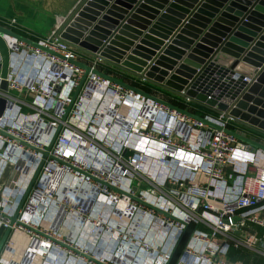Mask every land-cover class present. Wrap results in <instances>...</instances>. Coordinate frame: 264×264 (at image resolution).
Instances as JSON below:
<instances>
[{
	"label": "built area",
	"instance_id": "1",
	"mask_svg": "<svg viewBox=\"0 0 264 264\" xmlns=\"http://www.w3.org/2000/svg\"><path fill=\"white\" fill-rule=\"evenodd\" d=\"M0 25L59 54L0 32L9 52L5 77L0 68V96L5 98L0 115V178L12 164L0 188V225L21 231L19 219L10 223V216L28 186L25 173L33 172L40 162L39 178L48 182L54 171L77 176L79 171L71 172L70 166L87 165L107 172L120 185L112 186L124 192L118 197L106 191L113 202L111 213L114 204L121 202L129 214L138 215L137 222L126 221L115 235L125 259L111 255L105 257L107 264H170L183 238L173 264H239L228 259L230 247L264 257V148L226 131L232 128L231 117L207 113L199 119L91 69L73 98L84 68L72 60L91 68H99L101 61L59 40L53 32L35 34L14 15L0 14ZM1 61L0 54V66ZM107 96L115 98V102L108 99L111 108L131 104L138 109L135 114H123L128 134L123 142L109 133L113 121L106 122V115L99 120L95 111ZM145 108L149 112L143 115ZM89 157H100L103 163L90 164ZM109 159L106 170L103 164ZM21 165L23 173L17 174ZM82 176L80 180L90 185L89 177ZM39 178L26 194L25 207L30 202V212L39 211L38 201L51 197L49 184L39 185ZM109 226L112 236L118 228ZM79 263L89 264L83 258Z\"/></svg>",
	"mask_w": 264,
	"mask_h": 264
},
{
	"label": "water",
	"instance_id": "2",
	"mask_svg": "<svg viewBox=\"0 0 264 264\" xmlns=\"http://www.w3.org/2000/svg\"><path fill=\"white\" fill-rule=\"evenodd\" d=\"M110 1L78 0L58 25L55 35L59 40L67 42L91 57L143 78L184 99L202 105L215 112V114H224L231 117L237 124L256 130L264 135V0H163L165 3H170L167 6H164V4L156 6L157 1L160 0H138V3L141 2L139 6L146 7L147 11L152 12L149 14L150 18H155L159 12L158 20L163 17L173 18L170 13L175 12L182 15L181 19H185L171 38L166 36L168 41L157 55H155L156 50L154 49H158L159 45L164 43V40H159L150 35V33L156 31L153 26L148 27L145 30L144 37L139 40L140 43H145L149 41V38L153 39L150 41H156L157 43H147L149 47L153 48H143L140 44H134L129 53L124 52L127 45L133 43L132 40H126L127 44L119 42V39L122 38L120 34L131 27L123 22L119 24L117 21L115 23H118L117 27L112 26L113 24L105 20L107 14L115 15L112 9L122 2V0H112L114 3ZM145 2L151 3L153 6H147ZM174 8L181 9V12L175 11ZM186 13H188L187 17L185 16ZM173 20L176 21V18H173ZM180 22L178 21L177 24ZM208 23L210 24L208 25ZM155 25L158 26L159 24L155 23ZM171 27L176 28L175 23ZM109 28L111 30L108 32ZM132 29L134 30V28ZM135 31L140 32L139 30ZM143 31L144 29L141 31L142 34ZM0 32L12 34L57 54L36 41L1 25ZM183 33L189 35V37L183 36ZM130 37L136 39V36L131 35ZM196 38H198L197 42H195ZM143 49L146 50V53L142 52ZM187 49H189V52H186ZM0 54L2 58L1 76L5 77L9 52L1 34ZM154 55L155 57L152 59ZM230 58L231 60H229ZM148 60H151V62H148ZM72 61L84 68L83 75L73 93V98L82 85L87 71L91 69L146 97L161 101L180 112L203 119L198 114L160 99L138 86L127 83L99 68H91L83 61ZM241 61L252 66L249 73L238 69ZM170 70L171 72H169ZM245 76L249 77L250 80L245 79ZM5 85L6 82L3 80L2 86ZM4 107L5 98L0 96V115ZM69 107L70 104L67 109ZM225 130L234 134L244 143L264 148L263 137L252 134L240 127H226ZM56 133L57 131L51 137L46 150H43V155L47 154ZM40 166L41 162L32 174L30 185L39 172ZM30 185L28 184L19 202L20 204L23 202ZM16 214L14 212L10 216V223L16 219ZM249 230L253 231L252 229ZM9 232L10 225H0V235L2 234L0 237V251L5 245Z\"/></svg>",
	"mask_w": 264,
	"mask_h": 264
},
{
	"label": "rangeland",
	"instance_id": "3",
	"mask_svg": "<svg viewBox=\"0 0 264 264\" xmlns=\"http://www.w3.org/2000/svg\"><path fill=\"white\" fill-rule=\"evenodd\" d=\"M47 1L52 5L58 4L60 6L68 0ZM108 99L113 98L107 96L106 101L103 100V105L101 103L95 111H97L99 120L101 115H106L104 117L106 122L113 121L109 133L111 137L123 142L128 135L125 129L126 126H123L125 122L122 123L125 120L123 114L132 115L138 109L134 106L131 107V104H117L114 109L109 106L110 101ZM112 102H115V98ZM141 111L145 115L149 112V109L145 108ZM99 142L106 145L104 140ZM79 152L83 153L84 149L80 150L79 148ZM89 158L88 163L90 164L103 163L99 159L100 157ZM109 161L110 159L105 160L106 164H103L107 167L106 170L109 169L107 163ZM8 168H6V172ZM69 170L79 172L76 173L77 176H74L73 174L54 171L49 177V182L47 178H39L40 171L37 173L33 182L38 178L41 186H44L47 182L51 197L38 201L40 202V210H35L34 213L30 212V206L32 205L30 202L28 204L26 202V207L25 203L23 206V202L18 203L15 212L17 213L16 217L19 219L17 224H19L21 231H13V228H10L5 245L0 251V264H81L79 263L80 258H83L89 264H107L105 257L111 255L117 257L119 261L125 259L122 247L118 245L115 235L122 231L123 224L126 221L133 219L134 223L137 222L138 215L129 214L121 202L114 204L113 213H111L109 207L113 202L108 200L106 191L122 197L124 192L122 194L119 189L112 186L113 184L120 185L107 177V172L93 171L87 165L81 167V169L70 166ZM33 172L27 182L29 185ZM5 175H3L2 180ZM81 176L84 180L89 177L93 185L82 182L80 180ZM134 192L136 193V191ZM110 224L118 228L113 230L112 236L108 230ZM29 236H33V239L31 240ZM253 256L258 260L264 259V257L255 253H253ZM56 257L61 258V260L57 261Z\"/></svg>",
	"mask_w": 264,
	"mask_h": 264
},
{
	"label": "crops",
	"instance_id": "4",
	"mask_svg": "<svg viewBox=\"0 0 264 264\" xmlns=\"http://www.w3.org/2000/svg\"><path fill=\"white\" fill-rule=\"evenodd\" d=\"M77 1L78 0H68L67 2H64L62 5L59 6L58 4L52 5L47 0H0V14L4 16H10V15L16 16L17 21L20 24L31 29L35 34L43 36L46 34H50L51 32L55 33L62 19L68 14V12L72 9V7L76 4ZM110 2L114 3V1L112 0ZM138 2H139L138 0L136 2L135 0H122V2L119 3L120 5H117L115 8L112 9L115 12V15L107 14L105 20H107L108 23L113 24L112 26L117 27L118 23L121 24V22H123L124 24L126 23L128 24V26L131 27V28L125 29L127 31L120 34L122 38L119 39V42L127 44V42H125L126 40H132V43H133L132 45L131 44L127 45V48L124 49L125 53H129L134 44H140L143 48H149V49L153 48L147 45V43L148 44L157 43L156 41H150L153 39L149 38L148 39L149 41L145 42L146 44L140 43L139 40L140 38L144 37V33L146 32L145 30L148 27H151V26L155 27L156 31L154 33H150V35L153 37H156L159 40H162V41L164 40V43L162 45H159L158 49H154L156 50L155 55H157L162 49V47L168 41V39H166V36L171 38L172 35L175 33V31L179 28L180 24L185 19L184 18L181 19L182 15L181 14L178 15L175 12L170 13V15L173 18H176V21L173 20V18H168V17L167 18L163 17L161 18V20H158L157 17L159 16L160 12L156 15L155 18H150L149 14H151L152 12L147 11L146 7L139 6L141 2L140 3ZM157 2L158 4L156 3V6H160L163 4L164 6H167L170 4V3H165L163 0H160ZM145 4H147V6H153L151 5V3L145 2ZM154 8L156 7L154 6ZM174 10L177 12L178 11L181 12V9L179 10V9L174 8ZM185 16L187 17L188 13H186ZM116 21L118 22L117 24H115ZM178 21H181V22L177 24ZM155 23L159 25L156 26ZM173 23H175L176 28L171 27L173 26ZM209 24L210 23H208V25ZM105 28H108V27H105ZM132 28H134V30ZM142 29H144L143 34L141 33ZM109 30H111V28L108 29V32ZM135 30H139L140 32H137ZM204 30L206 29L204 28ZM103 35L107 36V34L105 33H103ZM131 35L136 36V39H131L130 37ZM183 36L189 37V35L184 34V33H183ZM197 40L198 38L195 39V42H197ZM179 47L181 48V46ZM143 50L144 51L142 52L146 53V50L145 49ZM186 52H189V49H187ZM155 55L152 57V59L155 57ZM151 60H148V62H151ZM229 60H231V58ZM223 62H228V61H223ZM251 67H252L251 65H249L248 63L242 62V61H241V65H238V69L246 73L250 72ZM160 68H163V67H160ZM99 69L127 83L138 86L139 88L155 95L156 97L160 99H164L168 102L181 106L191 112L197 109V110H202L203 114H207V113L215 114V112L208 110L206 107L202 105H199L192 101L184 99L183 97H180L179 95H176L170 91H167L166 89L161 88L158 85H155L143 78L135 76L125 70H122L106 62L101 61L99 63ZM169 72H171V70ZM158 102L165 105V107L168 106V105L166 106V104L161 101H158ZM198 115H201V114H198ZM230 126L232 128L240 127L246 131H249L252 134H255L257 136L264 138V135L259 133L258 131L253 130L251 128H247L245 126H241L240 124H237L234 121L231 122ZM7 167L9 168H8V171L6 172L5 170ZM11 167H12V164H8L6 166L4 173H3V175H5V172H6L5 178L2 180L3 175L0 178V182H1L0 188L3 186ZM0 197H1V193H0ZM233 248L237 250V248L235 247ZM242 251L244 253L248 252V256L244 258L243 257L232 258V256L229 253L228 259L231 261L237 262L239 264H258V262L259 264H264V259L262 258L259 260L256 259V257L253 256L252 251H249L245 248H243Z\"/></svg>",
	"mask_w": 264,
	"mask_h": 264
},
{
	"label": "trees",
	"instance_id": "5",
	"mask_svg": "<svg viewBox=\"0 0 264 264\" xmlns=\"http://www.w3.org/2000/svg\"><path fill=\"white\" fill-rule=\"evenodd\" d=\"M209 110V109H208ZM193 113H195V114H203V112H202V110H197V109H195V110H193ZM26 199H27V195L25 196V198H24V200H23V203H22V206L24 205V203H25V201H26ZM7 238V237H6ZM184 238L183 239H181L180 240V243L178 244V246L176 247V249H175V251H174V254L172 255V258H171V261H170V264H173V262H174V260H175V256H176V254H177V252L179 251V249H180V247L182 246V244L184 243ZM243 248H237V250L236 249H234L233 247H230L229 248V253H230V255L232 256V258H235V257H247L248 256V252L246 253H244L243 251Z\"/></svg>",
	"mask_w": 264,
	"mask_h": 264
},
{
	"label": "bare ground",
	"instance_id": "6",
	"mask_svg": "<svg viewBox=\"0 0 264 264\" xmlns=\"http://www.w3.org/2000/svg\"><path fill=\"white\" fill-rule=\"evenodd\" d=\"M99 94H100V92H99V90H97V91L95 92V95H99ZM19 167H20V168H19V170L17 171V174H21V173H23V167H25V166H24V165H21V166H19ZM31 173H32V170H31V169L28 171L27 174L25 173L26 178H25L24 183L26 182L27 178L31 175ZM18 180H19V177L16 179V183L18 182ZM96 221H99V220H96Z\"/></svg>",
	"mask_w": 264,
	"mask_h": 264
}]
</instances>
